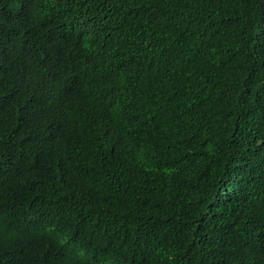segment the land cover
<instances>
[{"label":"trees","instance_id":"16d2710c","mask_svg":"<svg viewBox=\"0 0 264 264\" xmlns=\"http://www.w3.org/2000/svg\"><path fill=\"white\" fill-rule=\"evenodd\" d=\"M0 264H264V0H0Z\"/></svg>","mask_w":264,"mask_h":264}]
</instances>
